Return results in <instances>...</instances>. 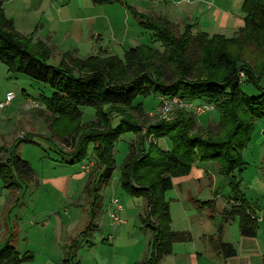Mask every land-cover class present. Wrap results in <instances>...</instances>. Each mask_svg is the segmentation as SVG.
Here are the masks:
<instances>
[{"label":"trees","instance_id":"16d2710c","mask_svg":"<svg viewBox=\"0 0 264 264\" xmlns=\"http://www.w3.org/2000/svg\"><path fill=\"white\" fill-rule=\"evenodd\" d=\"M92 2L103 4L112 0ZM126 8L160 49L137 46L124 50L122 58L102 51L81 59L65 52L53 66L48 64L52 49L41 40L34 41L32 34L17 32L12 19L5 16L0 0V63L8 74H23L52 90L43 103L51 114L47 120L49 128L54 131V125H60L53 136L70 148L63 162H82L88 145L92 144L99 165L97 179L85 187L91 198L88 222L72 240L69 252L76 251L79 242L97 228L98 191L108 184L115 169L116 142L130 133L136 139L121 166L119 184L129 196L144 201L140 229L149 233L148 252L135 264H159L171 253L174 243L191 241L188 232L171 230L169 203L164 196L173 187L172 179L188 175L197 160L217 163L219 174L230 178L231 196L208 241L222 259L234 257V246L222 241L223 225L237 220L239 234L244 238H254L258 229L257 217L241 190V178L232 174L242 172L245 166L242 152L250 141L254 122L264 120V86L242 58V52L249 47L264 51V0H243V26L230 39L209 37L203 32L192 34L190 25L176 33L167 18ZM259 68L258 75L263 74L264 60ZM240 75L257 90V96L249 97L241 91ZM150 96L202 101L212 106L219 115L217 130L197 129L195 117L183 108L175 109L168 120L155 119L151 123L143 105L134 103L137 97ZM81 107L92 108L95 121L81 126ZM115 117L118 122L112 125ZM161 138L170 141V150L158 146L157 140ZM21 142L31 141L27 137L18 138L7 158L0 160V179L9 190L19 188L15 177L22 181L33 178L29 164L16 154ZM193 206L197 211L205 210L209 218L217 212L214 199L194 200ZM32 260L31 253L20 255L10 242L0 248V264Z\"/></svg>","mask_w":264,"mask_h":264},{"label":"rangeland","instance_id":"374dc122","mask_svg":"<svg viewBox=\"0 0 264 264\" xmlns=\"http://www.w3.org/2000/svg\"><path fill=\"white\" fill-rule=\"evenodd\" d=\"M242 3L243 0H112L111 3L94 5L92 0H58L57 7H64L61 15L59 13L63 22L59 25V32L70 27L73 35L70 40L60 36L53 44L59 50H67L65 48L73 47V44L79 46L78 55L72 53L81 59L102 51L122 58L124 50L137 46L160 49V45L153 42L148 31L139 27L126 7L139 13L167 18L174 25L176 33H181L184 26L190 25L192 34L203 32L209 37L217 35L230 39L243 26L245 14ZM90 19L96 22L94 29ZM86 30L95 31L91 33L95 35L94 40L86 38ZM55 52L58 53L56 48L48 61L53 66L58 60ZM242 58L243 63L249 65L260 78L261 86H264V73L258 75L264 51L249 47L242 52ZM240 79V89L246 96L258 95L257 90L243 81V76L240 75ZM8 91L12 92L14 99L0 110V160L7 158L15 140L27 137L31 142L18 144L16 154L29 164L33 178L22 181L15 177L19 188L13 190L4 188L0 179V248L10 242L20 255L31 253L33 260L23 264H63L62 260L68 258L64 264H115L117 257L124 264L141 261L148 252L149 243V233L140 229L144 201L129 196L119 184L121 166L136 137L126 133L116 142L113 150L115 169L108 184L98 191L100 201L95 234L104 241L89 253L84 250L85 242L80 241L78 249L69 252L65 244L75 238L88 222L91 198L85 187L89 183L92 185L100 172L93 145H88L82 162H63L70 148L53 136L54 131L60 130V125L55 124L54 131L49 128L47 120L51 114L43 103L52 90L23 74H8L6 67L0 63V103L5 101ZM29 99L35 101L37 107L32 106L35 105L33 102L28 104ZM134 103L143 105L151 123L161 119V99L158 97H137ZM185 103L207 105L202 101ZM183 109L193 114L197 129L217 130L219 115L213 107L198 116L188 107ZM80 111L81 126L95 121L92 108L81 107ZM117 122L118 118H112V125ZM157 144L163 150L171 148L167 138L158 139ZM242 160L245 163L242 172L239 175L235 171L232 175L236 179L241 178V190L251 207L255 204L262 207L264 120L254 122L250 141L242 152ZM229 179L219 174L217 163L198 160L193 163L188 175L173 178V188L164 196V200L169 203L171 230H188L192 226L189 223L193 219L191 215L206 214L205 210L197 211L185 198L206 201L218 194L215 205L220 213L231 196ZM112 199H117L121 205L119 216L123 223L120 225H114L109 217L113 210L110 203ZM218 213L212 216H220ZM263 228V224H260V229ZM108 237L111 239L108 240ZM181 245L183 249L190 247L189 243Z\"/></svg>","mask_w":264,"mask_h":264},{"label":"crops","instance_id":"0c3cea01","mask_svg":"<svg viewBox=\"0 0 264 264\" xmlns=\"http://www.w3.org/2000/svg\"><path fill=\"white\" fill-rule=\"evenodd\" d=\"M56 2H58V0H2V8L5 16L12 19L17 32L22 35L32 34L34 41L41 40L49 46L52 51H55L56 48L58 53H55L58 55V59L60 55L65 52H75L78 55L79 46L73 44V47L69 46V48H65L67 50H59L57 45L55 43L53 44V41H57L56 39L60 36L62 39L70 40L73 35L70 27L65 31L62 30L59 32V25L63 23L59 18V13L62 12L64 7H57ZM62 5H64V3H62ZM90 20L92 21L90 25L92 29H94L96 22L95 20L93 21V19ZM86 31L88 32L86 38L94 40L95 35L91 33L95 31ZM97 38L99 39V37ZM7 93L12 92L8 91ZM31 102L37 107L36 102L29 99L28 104ZM262 193H264V187ZM217 198L218 194H215L213 199L216 200ZM185 200L186 202L189 201L193 206V201L197 199L185 198ZM252 209L257 217L258 223L257 234L254 238H244L240 236L238 227H235L237 220L223 225L222 241L234 246L236 250V255L234 257L222 259L212 249L208 241V238L215 233L217 226L220 224L221 216L209 218L207 213L199 215L193 214L191 215V218H193L192 220L188 218V220H190L189 223L192 225L190 229L185 231H174L188 232L191 236V241L186 243H189L190 247L188 249H183L181 244L185 243H174L171 248V253L165 256L159 264H264V228L263 230L260 229V224H263L264 227V205L259 207L255 204ZM218 215H220V213H218ZM95 224L98 228V224ZM97 228L94 229L86 240H84L85 245L83 246L86 253H89L95 246L104 241L101 237H96L95 232ZM110 239L111 238L108 237V240ZM72 240H69L70 242L65 244L66 248L70 246ZM61 258L63 257L61 256ZM115 262V264H124V262H119L118 257ZM127 264H129V262H127Z\"/></svg>","mask_w":264,"mask_h":264},{"label":"built area","instance_id":"2783aa9c","mask_svg":"<svg viewBox=\"0 0 264 264\" xmlns=\"http://www.w3.org/2000/svg\"><path fill=\"white\" fill-rule=\"evenodd\" d=\"M14 99V95L12 93H7L5 95V101L3 103H0V110L6 107L12 100ZM30 104V103H29ZM34 106V105H32ZM35 107V106H34ZM188 107L192 110V112L195 115H201L204 112H208L212 107L210 105H200V106H193L191 103H183L182 101H179L178 99H171V100H162L161 99V119L168 120L169 116L173 113V111L177 108H184ZM111 205L113 207V210L109 214V217L112 220V223L114 225H120L123 223L119 216V212L121 211V205L117 199L111 200Z\"/></svg>","mask_w":264,"mask_h":264}]
</instances>
